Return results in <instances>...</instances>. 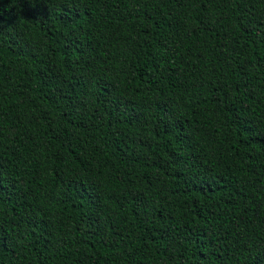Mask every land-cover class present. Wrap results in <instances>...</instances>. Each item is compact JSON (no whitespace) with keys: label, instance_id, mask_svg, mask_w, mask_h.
Masks as SVG:
<instances>
[{"label":"trees","instance_id":"16d2710c","mask_svg":"<svg viewBox=\"0 0 264 264\" xmlns=\"http://www.w3.org/2000/svg\"><path fill=\"white\" fill-rule=\"evenodd\" d=\"M0 264H264V0H0Z\"/></svg>","mask_w":264,"mask_h":264}]
</instances>
